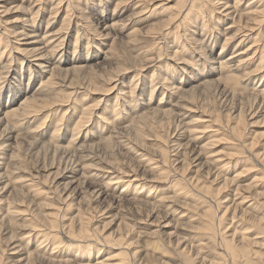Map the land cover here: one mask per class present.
Segmentation results:
<instances>
[{
  "label": "rangeland",
  "instance_id": "obj_1",
  "mask_svg": "<svg viewBox=\"0 0 264 264\" xmlns=\"http://www.w3.org/2000/svg\"><path fill=\"white\" fill-rule=\"evenodd\" d=\"M30 1L32 2L29 3V0H0V4L6 8L5 13H0V20L2 19L1 21L4 23L10 22V20L20 18V16L27 14L29 11H31L29 15H33L35 9H31V6L34 0ZM57 1L58 0L39 1L40 6L44 8L42 11V19L40 20V33L45 29L46 19L52 14L51 12L53 9L50 6ZM99 1L100 0H80V2H78L76 0H63V8L58 13L56 12L57 15L53 18L51 25V27H54L53 29H56L61 24L62 17L65 14V2L74 7L71 8L72 11H70V14L73 15V19H75V16L78 17L79 8L84 11L86 9L85 13L89 18L88 23L91 24L90 27L95 31L91 28L86 31L70 22L68 26V28H70L68 30L67 28L64 29L68 31V34L66 38L67 43L63 50L69 64L66 62L61 63V67L59 65L60 68H66L72 64H79L80 66L82 64L85 68L81 67L79 70L69 69L66 71H57L56 69L55 75L53 76L56 82L54 86L55 91L52 92V94L43 95V97L47 96V98L49 97L51 99V101L50 99L47 100L48 103L56 102L54 106L50 104L45 106V109L41 111H35L27 121L23 120L21 124L15 125L13 131L10 132L11 134L3 133L2 128L4 126V121L0 124V143L2 141H7L5 142L6 146L4 144L5 147H0V264H11V260L15 259L13 258L14 255L11 254V252H13V250H11L12 244L9 246L12 239L16 241L14 243L24 244L27 239L23 235H26L27 228L34 223L44 225L47 217L48 219L53 218V221L56 222L57 226L54 231H57L58 238L60 237L59 239L61 240L62 238L63 240V242L59 244L60 246L56 248V254L64 250L72 252L76 250V253H79V250L75 249V245L78 246L83 242L86 243V238L84 240H78V243H76L75 239L73 242H70L73 244L76 243L75 245L72 244V247H66L67 244L64 241L66 239H63L64 230L62 229V226H68V224L74 220H72L71 216L77 214L78 211L90 217L89 227H96L94 228L95 235H86V237L91 241L93 240L92 244L94 240L100 244L99 246L96 244V248L101 247L100 255L102 257L110 251V253L116 254V257L119 251H125L126 254L123 264H159L163 261H167L169 264H193L196 262V259H194V250L192 249L193 247L191 248L188 246L201 240L203 242L208 241L207 245H205L207 248L204 249L206 252L201 253L204 258L211 259V257L215 255L214 253L217 251L221 253L223 251L219 249L217 244L220 238L228 236L230 229L234 228V225L240 223V221L242 223L239 224V227L237 226L240 230L243 229L242 226L250 229H247L249 230L247 231L248 233L262 230L257 226L255 218L247 213L244 214V212L241 214L234 209H232L235 214L234 216H231V213H229L226 214L227 216L224 215L221 218L220 208L223 207L225 203L219 205V208L218 205L215 204V201L221 199L223 196H227L228 201H230L232 194H234L233 188L236 186L248 197L247 200L249 198L254 200L255 205H260L262 201L261 198L264 196L261 194L262 188L264 187V105H261L259 102L260 98L259 100L258 98L255 99L253 94V88H261V84L257 77V75L261 73L259 72L258 74L255 73L251 75L246 81L241 80L242 85L237 84V86L233 88L235 89V93L233 94L232 92L229 94L224 90L225 88L222 89L223 81L218 80L220 69L218 64L213 62L212 59L219 54L221 49L220 46L227 32V30L225 31L223 28L231 24V19L224 17L221 22H211L208 24L211 25L208 33L206 35L202 34L203 36L199 34L201 32L202 22L204 25L209 22L207 20L209 19L207 10H211L213 2L224 1L232 5L234 0H195V3L194 1L192 2L193 5H195L192 6L193 8H190V12L188 11L187 15H185L186 12L184 11L188 10V6H190L188 3H190V0H169L167 3L169 8L164 11V14L153 15V17H148V19H143L142 21H138L136 16L131 15L133 12L131 1L123 2L122 6L124 5L126 9L123 10L124 13L119 17L118 14L112 15L115 3L119 0H101L104 9L96 10L97 13L92 12L91 9L99 7ZM160 1H163V3L167 2V0ZM85 2H88L89 6H87L88 4ZM246 3H248V0H241L236 7V11L241 12L243 8L250 10L253 6L259 5L261 1L255 0L249 5L250 7H246ZM195 6L201 7L200 9L202 10L199 9L201 12L200 15L195 13ZM101 10H105L104 13L106 17L115 18L120 22L119 27L118 25L116 28L107 27L105 32H108L109 36L105 41L99 40L100 38L96 37L98 31L102 30L103 23L105 22L101 19L103 17L99 15V11ZM54 11H57V9ZM170 13H173V15L176 14L175 18H178L179 15H181V18L185 17V22L191 21L190 19L195 16V20L191 23L197 27L196 34L187 32L188 30H186L187 33H192L194 34L193 36L198 38L204 37V39L210 34L214 36L216 40L212 44V47L205 45V42L202 43V50L206 56V60L200 58L199 56L201 54L197 52L194 47H191L193 45L195 46L194 42L189 43V41L183 39L185 37H181L182 34L184 35L182 28L180 29L181 34L177 36H174L172 32L168 31L164 43V38L158 39L160 37L153 36L155 33H149L148 30L147 32L145 31V35L141 33L150 22H155V24L157 22V24L154 25L155 27L152 26L154 29L151 28L152 30H150L153 32L163 30V28L160 29V26L164 23L167 24V28L169 26L168 24L172 21L175 20L174 22L177 23L175 18L171 21L173 15H171L172 17L170 18ZM168 17L170 20L167 19ZM120 18H123V21ZM112 19L109 22H111ZM165 19L166 21L169 20V22H164L163 20ZM125 22H127L126 25L124 24ZM159 22L162 24L159 25ZM185 22L183 24H187ZM4 23H1L3 29L2 27H0V29L6 30V26L12 29L9 24H6L4 27ZM80 23H82V21ZM10 24L14 25V29L20 28L19 22ZM106 24H108V22H105V25ZM190 24L187 28H189ZM120 25L125 26L120 27ZM136 27L141 30L129 33L130 30ZM78 28L79 31L77 30ZM169 29L171 31L174 30V28ZM259 30H261V28ZM77 31L80 34L76 37L75 34H77ZM91 32L93 34L95 33V36ZM256 32L257 31H255V33ZM262 32L264 36V30ZM255 33H253L252 36L255 37ZM178 38L180 39L178 40ZM5 39L8 42V39ZM262 39L259 41L257 40L258 42L255 44L259 46L257 49L259 53L254 56L253 60L246 63L245 69H254L259 60V55L262 54L264 56V44H262L264 43V37H262ZM251 41V38L247 39L243 44L250 45ZM4 42L5 41L1 38L0 51L2 52L5 50L3 49L5 48ZM111 42L112 45L109 51H106ZM166 43L168 44L167 46ZM182 43L183 48L181 49L180 44ZM234 44L235 42L226 43V49L221 53L222 56L226 57L230 54ZM8 47H10V43ZM72 47H74V49ZM175 49L179 51L177 54L173 55ZM74 50L76 52H74ZM8 51L10 52L9 55H11L12 50L8 49L6 53H8ZM252 52L253 50H251L249 54L251 55ZM158 53H160V55H158ZM3 54H5V52H3ZM87 54L89 57L85 61L81 60V56ZM104 54L106 55L105 59ZM11 56L12 63H7L2 69L1 66L4 64L3 57L0 60V94L2 93L1 100L5 107L8 106V101H6L8 86L9 88L15 89V85H18V89L20 90V93L16 95L13 103V107H15L19 104V101L25 97V94L30 95L36 87H39L41 78L48 76V74H43L41 76L35 74L33 77V74H31L32 76L29 78L25 67V65L29 63L23 62V67L21 69L20 63H18L17 60L19 56L13 55V53ZM76 56L79 59L72 60V58ZM54 57V60L57 59L58 54ZM207 59L209 60L208 62ZM144 64L149 65V67L139 71ZM155 64H160L170 69L173 74L172 76H174L172 77L174 81L171 79L172 82H176L177 84L181 80V83L178 84L181 88L179 92L175 94L171 93V91L168 90V86L166 87L164 83L165 86H163L162 81L157 78L156 80H152H155V88L152 89L153 85H151L152 81L150 80L151 74L154 72L156 76L160 77L161 74H165L166 71L164 67H162L164 69L161 68V70L156 67ZM124 68H129L127 69V73L122 76H117L116 72ZM135 73H138L137 80L139 79L138 82H136L137 87L138 89L144 87L145 93L133 104L135 106L130 104L125 105L123 99L120 98L123 95L119 94L118 91H121V88H124L125 85L127 86L131 83V86H133L135 84L131 82V79L136 80V78L133 77ZM109 76H111V78H108ZM46 77L44 79H46ZM68 79L72 80L75 84L81 82L80 85L82 87L84 86L83 89L77 90L79 93L75 95H72V93L68 94L66 91H70L74 85L69 84L68 88L65 87L69 82ZM203 79L210 80V83L204 86H196V84ZM110 82L111 85L115 84V88H110L109 91L105 90L109 87ZM156 82L158 84H156ZM167 84H169V82ZM84 88H86V90H84ZM81 90H84V92ZM149 90L153 91L151 97L148 95ZM83 94H85L84 97H86L84 100L86 104H95L96 106H94L95 109H93V113L87 117L88 120L86 119L82 125L79 123L81 126L77 129V133H73L74 130L76 131V129L73 128L77 127L75 124H77L79 119L78 116L80 111L78 110L79 107H77L74 109V114H72L73 110L71 111L68 106L73 105V102H78V104H80L79 97ZM161 96L163 97L160 98ZM77 97L78 100L75 99ZM115 97L118 99L117 101ZM160 99L162 103L158 106ZM5 102L6 104H4ZM115 102H118V107H120V112H118L124 117L116 126L119 127L120 133H105V129H101L100 127L96 129L97 132L95 133V127L97 124H100L97 123L96 114L102 112L105 108L111 107ZM182 105H188V107H192L195 111L188 113L189 116L182 119L180 116H177V111L181 110L183 107ZM158 108L165 110V112H162ZM110 109L112 108H109V110ZM63 111H66L64 112L65 115ZM239 113L242 115V118H240L242 122L236 125L238 117H240ZM1 116L2 114H0V117ZM118 116L119 114H116L115 118H118ZM191 117H196L198 120L200 119L196 126L200 128L206 126L205 130L207 131L201 134L202 136L200 137L197 135V140H191L186 130L185 121H189ZM61 119L63 120L60 122ZM42 121H44L43 124ZM130 122L133 124L131 128L126 127L127 129H120ZM136 125H139V129L142 131L140 130L139 133L131 132L132 130L136 131V128L138 129ZM235 126H237L239 130L233 129ZM183 129L186 130V133L182 132V135H178ZM138 134L139 136H137ZM7 135L10 136V138H6L8 137ZM157 136L160 138L158 141H155ZM173 140H176V144L180 145L178 149L176 145L171 148ZM204 143H211L210 145L206 144L205 147H207V149L204 150L205 154H211L210 156L213 157L221 156L222 159H226L225 162L231 160L227 171L223 173V177L221 175H218L216 178H214L213 175L209 176L206 166L201 167L200 164L195 165L196 163H193L192 159L194 155H196L198 146ZM79 145L82 146L78 149L77 147H79ZM75 148L76 150H73ZM134 149H137L136 152L142 151L146 157L156 159L161 158H159L160 154L158 151L162 149L161 152H163L165 159L164 165L158 166V169L155 170H146L143 161L138 158L135 154L136 152L133 151ZM164 150H166V152ZM176 152L178 153L175 154ZM77 159L79 161L78 164L75 163ZM201 162H204V158H202ZM95 167H99V170H102L99 171V175L103 177L99 175V177H88V173L86 174V172L89 168ZM105 168L108 170L107 173L104 172ZM129 168L136 170L138 177L142 179L139 182L142 183V185L145 184L143 187L141 186L142 191H139L137 188L132 190L133 188L129 186L126 191L121 192V189L124 187L123 183L117 184L116 188L105 187L101 189L100 184H103L108 177L114 178L115 176H120V170ZM261 171H263V173H261ZM31 176H34L32 178L34 183L31 186L35 188H32L30 185H24L29 182L28 180ZM20 177H24L23 179L26 180L16 183L15 180L20 179ZM233 177L238 178L234 180ZM252 179L258 183L255 188L250 186V184L254 182ZM175 182L177 184H175ZM37 188L39 189L37 193L30 190ZM178 190H180V192ZM136 191L140 193L136 195ZM67 194L68 197H66ZM190 194L194 195L191 196ZM132 198L136 199L133 200ZM200 201L205 203L201 205ZM247 203L249 204L251 202L247 201ZM206 204L211 206L210 210L208 208L207 211L204 210ZM198 205H201L202 209H200ZM13 207L20 209V215L16 216L15 219L14 217H8V214H6V209H13ZM263 208L262 206V209ZM165 210L168 212H165ZM172 211H174V213ZM205 216L215 218L212 219L213 232L211 234H209L210 230L206 228ZM153 217H158L160 222H152ZM231 217L233 218L231 219ZM231 220L239 222L234 224L231 223ZM160 223L165 224L164 227L160 228ZM248 223L250 224L247 226ZM153 224H157L158 226L156 225L155 227ZM153 229L154 232L151 235ZM163 232L164 234H161ZM168 232L172 238L177 237L184 241L183 244H187V249L181 251L179 245H175L174 238L171 240L170 237L169 240H171V242H169L165 236ZM95 237H97L98 240L95 239ZM207 237H211V239ZM234 238H236V236H234ZM261 239H264V236H262ZM100 242H105V244L103 245ZM118 243L120 244L118 245ZM236 244L237 242L232 240L230 247H234ZM210 245L214 248H210ZM25 246L26 245H24V247ZM27 247L22 251H31L35 247L34 239L28 242ZM255 247L256 246H252L251 250L254 249L253 251L257 255V251L260 252L259 254H264V249ZM46 248L48 251L51 249L49 244ZM222 248H224L223 245ZM235 248L238 247H234V249ZM131 250H135L134 254H130L129 251ZM93 253H97L95 246ZM223 254L220 256L224 258H222L223 263L227 264L229 260L227 259V255ZM61 255L66 256L64 253ZM28 263L43 264L44 262L34 259L33 262L31 261Z\"/></svg>",
  "mask_w": 264,
  "mask_h": 264
},
{
  "label": "bare ground",
  "instance_id": "obj_2",
  "mask_svg": "<svg viewBox=\"0 0 264 264\" xmlns=\"http://www.w3.org/2000/svg\"><path fill=\"white\" fill-rule=\"evenodd\" d=\"M39 1L40 0H34V3L31 6L32 7L31 9H35L34 12H33V15H31V14L29 15V13H31V11H29L27 14H24V15L20 16V18H14V19L10 20V22H5L4 23V22L1 21L2 19L0 20L1 23H4V25H3L4 27H5L6 24H9L12 27V29H13V30L12 29H9V27L6 26L5 27L6 30L5 29L2 30L3 27L1 26V23H0V27H2V29H0V42H1V38L5 41L4 42L5 48H3V49H5V50H3V52H5V54H3L2 51H0V60L3 57V62H4L3 65L1 64L2 65L1 66V69L7 63L8 64H11L12 63V61H11L12 60V58H11L12 56L11 55L13 53V55H18L19 56V58L17 60H18V63H20L21 69L23 67V62L29 63V64L26 63L27 65H25L26 70H27V74H28V77L29 78H31V76H32L31 74H33V77L35 76V74L36 75H39V76H41L43 74H48L47 77L45 76L46 79H44L45 77L40 79L39 87L38 88L36 87L37 89L35 88V90H33L30 93V95L25 94V97L22 98V100L19 101V104L17 106H15V107H13V105H14L13 103L15 101V97H16V95H18L20 93V90L18 89V85H15V87H16L15 89H13L11 87H10L11 88L10 89L9 86H8V96H7V99H6V101H8L7 102V104H8L7 107H5V105H3L2 100H1L2 93L0 94V114H2V116L0 117V124L4 121V126L2 128V131L5 134L6 133H10L11 131H13L14 126L15 125H18V124H21L23 120L27 121V119H29L30 116L33 115L35 111H38V110L41 111V110L45 109L44 108L45 106L50 105V104H53V106L55 105L56 102L55 103L54 102L53 103H48L47 100L50 99V98L49 97L47 98V96L43 97V95L52 94V92L55 91L54 86L56 85V82L54 81V77L53 76L55 75L56 69H57V71L58 70H65L66 71V70H69V69L79 70L81 67H84V65L82 66V64H81V66L79 64L78 65L72 64L71 66H69L70 68L69 67H66V68L65 67H62V68H60L61 67L60 64L67 62V60H66V54L63 53V50L65 49V46H66V43H67V41H66L67 34H68V31L67 30L70 28V27L68 28L70 22L71 23H74L75 25H77L78 27H80L82 29H85L86 31L91 28L90 27L91 24L88 23V19L89 18L86 16V13H85L86 12V9L84 11L81 8H79V11H78L79 12V15H78V17L75 16V19H73L72 18L73 15L70 14V11H72L71 8H74V7L71 4L69 5L67 2H65L66 3L65 10H64L65 11V14L62 17L61 24L59 25L58 28L53 29L54 27L53 26L51 27L53 18L63 8V4H62L63 0H58L55 4H53L52 6H50L53 9V11L51 10L52 12L50 11L52 14L49 16V18L46 19L45 29H44V31H42L40 33V28H39L40 27V20L42 19V11L44 10V8H43V6H40V2ZM64 1H67V0H64ZM76 1L80 2V0H76ZM127 1H131V3H132V9H133V12H132L131 15L136 16V19L138 21H142L143 19H148V17H153V15H158V14H161V13L164 14V11L167 8H169V6H167V3H168L169 0H167L166 3H163V1H160V0H119V1H117L115 3L114 12H113L112 15L118 14V17L121 16L124 13L123 10L126 9V7L124 5L122 6V4H123V2H127ZM156 1H159V2H156ZM193 1H194V3L196 2L195 0H192V1L190 0V3H188L190 6H188V10L187 11H184V12H186L185 15H187L188 14V11L190 10V8L195 5V4L193 5V3H192ZM240 1L241 0H234V3L232 5H230L228 2H224V1L223 2L222 1L213 2L211 10L210 9L207 10V15L209 17V19H207V20L209 22L207 24H205V25L202 22V24H201V30H200L201 32L199 34H200V36L206 35L208 33V30L210 29V26H211V25H208V24H210L211 22H213V23H215L216 21L221 22L224 17L231 19V22H230L231 24H229V25H227L226 27L223 28L225 31L227 30V32H226V34H225V36L223 38L222 44L220 46L221 49L219 51V54H218L217 57H215V58L212 59L213 62H215V63L218 64L219 69H220V73H219V76H218V80H222L223 81L222 82V86H223L222 89L225 88L224 90H226V92H228L229 94L233 92V94H234L235 93V89H233V88L236 87L237 84L242 85L241 80L242 81H246L251 75H253L255 73L258 74L260 72L261 74H258L257 77H258L259 83L261 84V88H259V89L258 88H253V90H254L253 91V94H254V98L255 99L258 98V100L260 98V101L259 102L261 103V105H264V62H263L264 56L262 54L259 55V60H258L257 64L255 65L254 69H252V70L245 69L246 68L245 67L246 66V63L249 62V61H251V60H253L254 59V56H256L257 53H259V50L257 51V49H258L259 46L255 45L256 42H258L259 40L262 39V37H264L263 34H262L263 33L262 31L264 30V4H262V3H264V0H263V2H262V0H258V1H261V3L259 5H257V6H253V8L250 9V10L249 9H246V8H243V9H241L243 11L239 12V11H236V7L239 5ZM254 1L255 0H248V3H246V7L249 6L251 3H253ZM31 2L32 1L29 0V3H31ZM89 2H91V1H89ZM101 2L102 1L100 0L99 1V4L100 5L97 8L91 9L89 7L91 9V11L94 12V13H97L96 10H98V9H104V7L101 4ZM85 3L88 4V2H85ZM87 6H89V4ZM200 8L201 7L194 8V9H196L195 13H197V15H200L201 14L200 10H202V9H200ZM55 9H57V11H54ZM104 11H102V10L99 11V13H100L99 15H101L100 17H103L101 19L104 20L105 22H108V24L105 25V22H104L103 23L102 30H99L98 31V34L96 35V37L97 38H100L99 40H102V41H105V39L108 38V36H109L108 35V32H105V30L107 29L108 26L111 27V28H116V26L118 25V27H119V24H120V22L117 19H115V18L112 19V17L111 18L106 17ZM192 11H193V9H192ZM5 12H6L5 6H2V4H0V13H5ZM182 12H181V14H182ZM145 14H147V15H145ZM52 15H54V16H52ZM171 15H173V13H170V15H169L170 18L172 17ZM189 15H191V14H189ZM169 17L167 19L170 20ZM175 17H176V14L173 15L171 21ZM127 18H130V17H127ZM194 18H195V16H193V18L190 19L191 21L185 22V20H186L185 17H182L181 18V15H179L178 18H175L177 23L174 22L175 20L172 21V22L170 21L172 24L169 23L168 24L169 25L168 28L166 27L167 24L164 23L166 21V19H165V20H163L164 21L163 22L164 24H162L160 22L158 23L159 25L162 24V26H160V29L163 28V30H161L159 32L150 31V30L154 29L152 26H154V25L157 24V22H156V24H155V22H152V23L150 22V24H148L147 27L145 26L146 29L145 30H142L143 32H141V33H143V35H145L144 33H146L147 30H148L149 33L150 32L155 33V35H153V36L154 37H160L158 39L164 38V40H163V43H164V41L166 40L165 39V36L167 35V32L168 31L169 32H172L174 36H177V35L181 34L180 33V29L182 28L183 29L182 31H184V35L182 34L181 37H185L183 39H185V41H189V43H193L194 42L195 46L193 45L191 47L192 48L194 47V49L197 50V52H199L201 54L200 56L198 55L200 58H202L203 60L204 59L206 60V56H205V54H204V52L202 50L203 49L202 43L205 42L206 43L205 45H209L210 47H212V44L215 42L216 39H214V36H212L211 34L210 35H207L205 39H204V37L198 38V37L193 36L194 34H192V33H195L196 34V31H197V29H196L197 27L194 26L191 23L193 20H195ZM111 19H112V21L109 22ZM120 19L123 21V18H120ZM80 20L82 21V23H80L81 22ZM169 20H167L166 22L168 23ZM16 22H19L20 23V26H19L20 28L19 29H14L13 28L14 25L10 24V23H16ZM184 22L187 23V24H183ZM126 23L127 22H125L124 24L126 25ZM189 24H190V26H189V28H187V26ZM132 25H135V24H132ZM121 26L122 25H120V27ZM124 26H122V27H124ZM207 26H209V27H207ZM213 27H215V26H213ZM65 28H67V30H64ZM169 28H174V30L171 31ZM260 28H261V30H259ZM77 30L79 31V28ZM140 30H141L140 28L136 27V28H133L132 30H130L129 33L137 32V31H140ZM186 30H188L187 32H192V33H187ZM78 31H77V34H75L76 37H77V35L80 34V33H78ZM93 31H95V30H93ZM255 31H257V32L255 33ZM209 33H211V32H209ZM253 33H255V37L252 36ZM3 34H5V35H3ZM128 35H130V34H128ZM147 36H149V35H147ZM5 38L8 39V42L6 41ZM173 38H175V37H173ZM250 38L252 39V41L250 42L251 43L250 45L243 44L247 39H250ZM179 39L180 38H178V40ZM75 40H73V41H75ZM102 41H101V43H102ZM262 41H263V39H262ZM112 42H113V40H112ZM112 42H111V44H109V46H108V48H107L106 51H109V49H110V47L112 45ZM228 42H230V43H234L235 42V44H234V46H233L230 54H228L225 57V56H222L221 53L226 49L225 48L226 47V43H228ZM9 43H10V47H8ZM12 43H14V44H12ZM158 43H160V42H158ZM87 44H88V41H87ZM262 44H264V43H262ZM167 45L168 44L166 43V46ZM241 45H243V46H241ZM180 46H181V49H182L183 48L182 47L183 46V43L180 44ZM160 47H159V49H160ZM72 48L74 49V47H72ZM8 49H11L12 50L11 55H9L10 54L9 51H8V53H6V51ZM251 50H253V52L250 55L249 53H250ZM106 51H105V53H106ZM178 51L179 50L175 49L173 55L177 54ZM74 52H76V51L74 50ZM57 54H58V57H57V59L54 60V58H55L54 56L57 55ZM88 54L85 55V56H81V60L85 61L89 57ZM158 55H160V53H158ZM105 58H106V55L104 54V59ZM74 59L77 60L79 58H77V56H76V57H73L72 58V60H74ZM94 59H96V58H94ZM208 61L209 60L207 59V62ZM67 64H69V62H67ZM59 65H60V67H59ZM148 67H149V65L144 64V65L141 66V68L139 69V71H142V70H144V69H146ZM156 67H158L159 69H161L164 66H162V65L159 64V65H156ZM164 68L166 69L165 74H163V75L161 74V76L158 77L153 72L151 74L150 80L151 81L153 79L156 80V78H157V79L161 80L162 81V84L164 83L166 85V87L168 86V88H169L168 90L171 91V93H174L175 94V93L179 92L181 90V88L179 87L178 84L181 83V80L177 84H176V82H172L171 79H172V77H174V76H172L173 75L172 72L166 66ZM164 68H162V69H164ZM212 68H215V67H212ZM127 69H129V68H124L122 70H118L116 72L117 73L116 75L117 76H122L123 74L127 73V71H128ZM138 73H135V75H133V77L136 78V80L135 79H131V82L132 83H135L133 86H131V83H130V85H127V86L125 85L124 88H121L123 91L122 90L121 91H118L119 94L123 95L120 98L123 99V103L125 105H128V104L133 105L134 103H136L137 99H139L141 97V95L145 93V90L143 89L144 87H141L139 89L137 87V83L136 82H138V80H139V79L137 80ZM21 75H24V74H21ZM108 78H111V76H109ZM21 79H22V77H21ZM117 80H118V78H117ZM155 80L152 81V83H151V85H153L152 86V89L155 88ZM151 81H149V82H151ZM168 82H169V84H167ZM209 83H210V80L203 79L200 82H198L196 84V86H204V85L209 84ZM69 84L70 85L71 84H74L73 85V88L70 91H66V92L68 94H71L72 93V95H75L76 93H79V91L77 92V90H79L81 88L83 89V87H84V86L82 87L80 85L81 82L75 84V83H73L72 80H69L68 84H66L67 86H65V87L68 88L69 87L68 86ZM156 84H158V83L156 82ZM164 84H163V86H165ZM260 84H258V85H260ZM110 85H111V82H110ZM110 85L105 90H108L109 91L110 88H113V87L115 88V86H114L115 84L114 85H111V86ZM150 88H151V86H150ZM84 90H86V88H84ZM84 90H81V91L84 92ZM182 90H184V89H182ZM152 93H153V91H150L149 90V94L148 95H150V97H151ZM84 96H85V94H83V95H81V97H79L80 104H78V102H73V105L68 106V107H70L71 111L73 110L72 111V114H74V112H75L74 109H76L77 107H79L78 110L80 111V114L78 116L79 119L77 121V124L78 125L75 124V126H77V127L73 128V129H76V131L74 130L73 133H77V129L83 124V122L87 119V117H89V115H91L93 113V109H95L94 106H96L95 104H86V102L84 101L86 97H84ZM116 97H118V96H116ZM162 97L163 96H161L160 98H162ZM75 99L78 100V97L75 98ZM117 100L118 99L116 98V101ZM50 101H51V99H50ZM73 101H74V99H73ZM148 102H149V100H148ZM161 103H162V101L160 99L159 102H158V106L161 105ZM4 104H6V102ZM133 106H135V105H133ZM109 108H112V109L109 110ZM109 108H107V109L105 108L102 112H99L98 114H96V118H97V121H98L97 123H100V124L99 125L97 124V126L95 127V129H94L95 133L97 132L96 129H98V127H100L101 129L104 128L105 129V133L106 132H108V133L109 132L120 133L119 132V127H116V126H117V124H119V122L124 117L121 116V113H119L120 112V107H118V102L117 103L115 102V104L112 105ZM158 109L161 110L162 112H165V110H162L160 108H158ZM193 111H195V110H193L192 107H188V105L187 106L184 105L181 108V110L177 111V116H180L183 119V118L188 117L189 116L188 113L193 112ZM64 112H66V111H63V113ZM63 113H61V114H63ZM116 114H119L120 118L118 116V118L116 117L117 118L116 119L115 118V115ZM64 115H65V113H64ZM239 116L240 117H238V120H237L236 125H238V123L242 122V119H240V118H242L241 117L242 116L241 113H239ZM61 117H63V116H61ZM62 120L63 119H61L60 122ZM199 120L196 117H191L189 119V121H185V123H186V130L188 131V136H189V138L191 140H197L198 136L199 137L202 136L201 134H204V132L207 131V130H205L206 129L205 128L206 126L205 127H201V128L198 127V126H196V124H197V122ZM43 123H44V121H42V124ZM132 125L133 124L130 122L126 126L125 125L122 126L123 128L121 127L120 129H125L126 127L127 128H131ZM140 125H142V124H140ZM136 126H138V129H139V125H136ZM236 127L237 126H235L233 129L239 130L238 127L237 128ZM111 128H112V130H111ZM133 128H135V127H133ZM202 128H204V129H202ZM138 129L136 128V131H133L132 130L131 132L139 133V131L141 129H139V130ZM186 130L185 129L181 130V132L178 133V135H182L181 134L182 132L186 133ZM137 136H139V134ZM137 136H135V137H137ZM6 138H10V136H8ZM159 138L160 137L157 136L155 138V141L156 140L158 141ZM175 141L176 140H173V142L171 143V148H172V146L176 145L177 146V149H178V146H180V145L176 144ZM5 142H7V141H2L0 143V147L1 148L4 146ZM208 143H206V144H208ZM8 144H10V143H8ZM206 144L204 143V144L198 146V150L196 152V155H194V157L192 159L193 163H196L195 165L200 164L201 167L202 166H206V168H207V170L209 172L208 173L209 176L213 175V177L216 178L218 175H221L223 177L224 176L223 173H225L227 171L228 165H229V163H230L231 160L225 162L226 159H222L221 156L220 157H215V156L213 157V156H210L211 154L210 155L205 154L204 150L207 149V147H205ZM210 144H208V145H210ZM5 146H6V144H5ZM80 146H82V145H79V147H77V148L79 149ZM127 149H129V148H127ZM73 150H76V148L73 149ZM136 150L137 149H134L133 151L136 152ZM161 150L159 149V151H158L159 154H160L159 158L161 157L160 159L146 157V155L144 153H142V151H137L138 153L136 152L135 154L138 156V158L141 159V161H143V163L145 165V166L144 165L143 166H144V168L146 170L147 169H149V170H155V169H158V166L164 165V162H165L164 161L165 160L164 159V154H163V152H161ZM82 151H79V152H82ZM164 151L166 152V150H164ZM177 153L178 152H176L175 154H177ZM136 155H135V157H136ZM143 156H145V157H143ZM202 158H204V162H201ZM234 162H237V161H234ZM75 163L76 164L79 163L78 159H77V161ZM103 169H104V167H103ZM99 171H102V170H99V167L98 168L97 167H95V168H89V170L86 172V174L88 173V177L89 176H91V177L92 176H98L99 175ZM107 171L108 170L105 168V171L104 172L107 173ZM120 171H121V174H119L120 176H115L114 178H112V177L109 178L108 177L107 180H105L103 182V184L101 183L100 184L101 185V189H103L105 187H108V188L109 187L116 188L117 187V184L123 183L124 184V187H123V189H121V192L126 191L129 186H131L133 188L132 190H134L135 188H137L139 191H142L141 188L145 184L142 185V183L139 182L142 179L138 177L136 170H134L132 168H129V169H124V170H120ZM261 173H263V171H261ZM235 175H237V174H235ZM99 176H101V175H99ZM33 177L34 176H31V178L28 180L30 183L28 182L27 184H24V185H26V186L27 185H30V186L33 185V183H34L33 180H32ZM101 177H103V176H101ZM23 178L24 177H22V178L20 177V179L15 180V182L18 183L20 181H23L24 180ZM233 178L235 180L238 177H233ZM175 184H177V183L175 182ZM256 185H258V183H256V181H254L253 183L250 184V186H252L254 188L256 187ZM201 187H203V186H201ZM32 188H35V187H32ZM199 188H200V186H199ZM174 189H175V187H174ZM174 189H172V190H174ZM30 190L32 192H34V193L39 192V189L38 188L37 189H30ZM233 190H234V192H233L234 194H232V198L230 199V201H228L227 196H223L221 199H218V200L215 201V204L218 205V208H219V205L225 203L223 205V207L220 206L221 207L220 208L221 210L219 209L220 210V213H221V215H220L221 218L224 215L229 214V213H231V216H234L235 214H234V211L232 210V209H234V210H237L241 214L244 212V214L247 213L250 216H252L253 218H255L256 219L257 226L259 227V229L261 228L262 230H257L254 233H250V232L248 233L247 231L250 230L249 228L244 227V226H242V228H243L242 230H240L238 228L239 227V224L242 223L241 221H240V223H237L239 221H232L231 220V223H234V224L237 223V224L234 225V228H232L233 230L230 229V231H229L230 233L228 234V236H224L223 238H220L219 243H217L218 244V247H219V249H222L224 251V252L223 251L222 252L225 255H227V259L229 260V262L227 264H264V254H262V253L259 254L260 252L256 250L257 253H258V255H257L253 251L254 249L251 250L252 249V246H256L257 248L264 249V239H261L262 236H264V208L262 209V206L264 207V196L261 198L262 199V201L260 202L261 204L260 205L259 204L258 205H255L254 204V200H252L250 198L247 200L248 197L246 195H244V193L241 192V190H239V188L237 186L235 188H233ZM139 191H136L137 192L136 195L138 193H140ZM178 191L180 192V190H178ZM242 191H244V190H242ZM96 192H98V191H96ZM261 194L264 195V187L262 188V193ZM179 195H182V194H179ZM192 195H194V194H192ZM185 196H186V194H185ZM66 197H68V194H67ZM182 197H184V196H182ZM135 199H133V200H135ZM191 199H192V197H191ZM201 201H203V200H201ZM247 201H250L251 203L248 204ZM204 203L201 202V205L204 204ZM161 204H162V202H161ZM169 205H171V204H169ZM201 205H198V207H200V209H202L201 208ZM207 208L210 210L211 206L209 204H206V207H205L204 210L207 211L208 210ZM250 210H251V212H250ZM6 211H7L6 214H8V217H14V219H15L16 216H19L20 215L19 214L20 213V209H16L14 207H13V209H8V210L6 209ZM165 212H168V211L165 210ZM172 212L174 213V211H172ZM83 214L78 211L77 214L71 216L72 217V220L73 219L74 220L71 221L68 224V226H65V227L62 226V229L64 230L63 231V239L64 238L66 239L64 241L67 244V246L65 245L66 247H68V246L72 247L73 245H75L76 243H78L77 242L78 240H84L86 238V243L83 242V243L79 244L78 246L75 245V249H78L79 250V253H76V250H73V252L72 251H69V250H67V251L64 250L63 252L56 254V252H57V249L56 248L60 246L59 244L62 243L63 240L61 238V240H62L61 241L59 239L60 237L58 238V236H57V234H58L57 231H54L55 230V227L57 226L56 222L53 221V218H49L48 219V217H47L48 220L46 219V222H45L44 225H41L39 223L38 224H35L34 223L32 225L29 224L30 226L27 228L28 230L26 232V235H23L27 239L24 242V244L23 243H21V244L14 243L16 241H14L12 239V237H11L12 241L9 243V246L12 244L11 250H13V252H11V254L14 255V257L13 256L12 257L15 258V259L11 260L12 263L11 262L10 263L13 264V262H14V264H27L28 262H31V261L33 262V260L36 259L37 261H42V262H44L46 264H123L124 263V260H125L124 259V256L126 254L125 251H123V252H120L119 251V253H117V257H116V254L110 253L111 251L108 252V253H106V255L104 257H102L100 255V253H101L100 252V248L101 247L100 248L99 247L96 248V244H98V243L94 240V242L92 244V241L93 240L91 241L88 237H86V235L87 236H89V235L90 236L91 235H95L94 228H96V227H89V225H90V221H89L90 220V217H87V216H85L86 214L85 215H83ZM179 216H181V215H179ZM213 218L214 217H210V216H205V218H204V219H206V228L210 230L209 231V234H211L213 232V222H212V219ZM232 218L233 217H231V219ZM236 219H234V220H236ZM9 220H12V219H9ZM153 221H156V222L159 221L160 222V220L158 219V217H155V218L153 217L152 222ZM38 222H40V221H38ZM197 224H198V222H197ZM249 224L250 223H248L247 226ZM153 225L156 227L157 224H153ZM159 225H160V228H162V227H164L165 224H161L160 223ZM252 228H255V227H252ZM247 229H249V230H247ZM254 230H256V229H254ZM153 232H154V229L151 231V235H152ZM161 234H164V232L161 233ZM198 235H197V237H198ZM161 236H163V235H161ZM165 236L167 237V239H168L169 242H171V240L174 238V237L172 238L170 236V233L169 232H168V234H165ZM234 236H236V238H234ZM24 237H23V239H24ZM170 237H171V240H169ZM18 238H20V237H18ZM207 238L208 239H211V237H207ZM33 239H34V242H35V247L31 251H26V250L22 251L25 247H27L28 242L30 240H33ZM75 239H76V243H74V244L73 243H70V242H73ZM95 239L98 240L97 237H95ZM187 240H188V238H187ZM232 240L235 241V242H237V244L234 247H238V248H235L234 249V247H230ZM174 242H175V245L176 246L179 245V247H180L179 249H181V251L187 249L186 248L187 247V244H183L184 241L180 240L179 238H177V237L174 238ZM192 242H193V240H192ZM207 242H203L201 240H198L196 243H193V245L190 244L191 246H188V247H191V248L193 247L192 249L194 250V255H195L194 256V259H196V262L193 263V264H226V263H223V259L224 258L220 256L223 253L222 252L220 253V251H217L216 253H214L215 255H213V257H211V259L204 258L203 254L201 252H206V250H204V249L207 248V246H205V245H207ZM13 243H14V245H13ZM48 244H49V247L51 248L50 251H48L47 248H46V246ZM101 244L104 245L105 242H103ZM119 244L120 243H118V245ZM24 245H26V246L24 247ZM93 245L95 246V250H96L97 253H93L94 252V246ZM99 245L100 244H98L97 246H99ZM113 245H115V244H113ZM222 245L224 246L225 249L222 248ZM210 248H212V246ZM134 251L131 250L129 252H130V254L131 253L134 254ZM129 252H128V254H129ZM62 253H64L66 256H64V255L62 256L61 255ZM139 260H138V262H139ZM159 264H169V262L163 261V262H160Z\"/></svg>",
  "mask_w": 264,
  "mask_h": 264
}]
</instances>
